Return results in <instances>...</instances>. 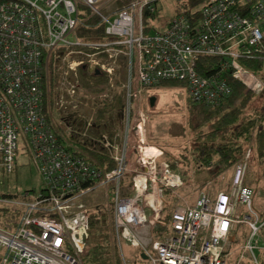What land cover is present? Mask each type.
Returning <instances> with one entry per match:
<instances>
[{
  "label": "built area",
  "instance_id": "2783aa9c",
  "mask_svg": "<svg viewBox=\"0 0 264 264\" xmlns=\"http://www.w3.org/2000/svg\"><path fill=\"white\" fill-rule=\"evenodd\" d=\"M159 1L0 0V187L19 156L42 183L38 191L0 192V208L17 216L0 224V264H79L92 213L83 200L99 190L124 263L125 245L150 264H227L229 240L245 224L242 250L261 264L255 250L264 214L245 184L250 152L234 166L228 191H201L190 203L179 193L181 174L148 143L145 109L165 83L179 84L194 105L222 104L232 95L230 79L264 91V0H204L161 30L153 22ZM94 19L103 39L79 37ZM244 61H261L260 73ZM82 67L99 70L121 95L119 130L99 131L92 116L99 110L82 114L89 104Z\"/></svg>",
  "mask_w": 264,
  "mask_h": 264
},
{
  "label": "rangeland",
  "instance_id": "374dc122",
  "mask_svg": "<svg viewBox=\"0 0 264 264\" xmlns=\"http://www.w3.org/2000/svg\"><path fill=\"white\" fill-rule=\"evenodd\" d=\"M177 4L178 0L159 1L158 13L153 20L154 26L157 29H163L166 24L171 21L176 14L175 8ZM250 92L256 96L264 93V91L259 93ZM84 93L88 96L87 101H89L87 108L84 112L82 111V114L86 117L91 116L93 113L92 109L98 111L99 107L102 105H98L99 102L94 103L96 98L102 95L105 96L108 93L113 96L116 95H114V91L112 90L111 92L108 87L105 92L97 96L91 95L86 90H84ZM150 94L151 93H149V95ZM152 95L155 97H152L154 99V105L148 103V108L145 109L148 117L146 125L148 143L163 151V161L169 163L175 162V171L180 173L184 179V187L179 190L180 195L184 196L188 202L193 203L201 191L208 192L214 196L219 192L228 191L231 186L230 183L234 166L250 152L252 155L248 162L245 184L250 186L255 192L253 208L260 214H264V176L262 175V167L257 159V153L254 150L256 148L255 140L253 139L251 141L245 155L240 158L235 165L218 177L211 176L208 169L198 168V164L194 161L196 156L195 148L198 145L196 137L198 130L194 126L195 121L190 113V105L192 104L187 100L185 89L182 87H162L154 89ZM108 102L110 101L106 100L104 103ZM259 103L260 99H258L254 105L259 106ZM92 116L95 122L98 121L94 113ZM107 119H109L108 124L104 121L100 123L94 122L95 124L101 125L98 129L99 131L111 133L121 128L122 112L120 116H114V114H112L108 116ZM1 180L4 185L0 187V192L5 195H17L28 190L38 191L42 187L40 176L25 156H19L16 170L11 175L3 176ZM102 194L103 190H99L83 200L92 213L98 211L100 212L101 220L103 221L104 218L106 220L105 222L103 221L102 231L99 230L93 239L90 233L87 250L81 255L79 264H87V257L91 249L95 246H100L101 249L97 247L100 251L108 252L109 264H117L118 259L121 264H150L146 262V260L139 259L138 252L125 245L123 246V255H125L126 263H124L122 254L119 252L117 244L112 239L111 228L109 220H107L106 212L104 213L103 211L106 205L101 202L105 201V199H102ZM9 212L10 211L3 209V213ZM238 213L240 215L242 214V218H245V216L249 214L245 208H240ZM16 220L17 216L13 214L8 217L0 216V224L4 226L13 225ZM248 232L247 226L245 224H240L237 228V232L230 238L227 246V249L230 251L227 264H251L250 260L252 256L250 254L246 255L242 250ZM257 241L259 249L255 250V254L260 259V262H262L264 260V230Z\"/></svg>",
  "mask_w": 264,
  "mask_h": 264
},
{
  "label": "trees",
  "instance_id": "16d2710c",
  "mask_svg": "<svg viewBox=\"0 0 264 264\" xmlns=\"http://www.w3.org/2000/svg\"><path fill=\"white\" fill-rule=\"evenodd\" d=\"M203 2L204 0H178L175 11L176 13L185 11L188 14ZM147 17L148 13L145 12V18ZM95 23L94 19L90 21L91 27L79 30V37L88 41L103 39V28L94 29L92 26ZM201 62L210 66L214 64L215 59L202 58ZM243 64L258 74L263 65L261 61H244ZM200 72L205 73L204 66L200 68ZM79 76L80 86L91 95L97 96L107 90L108 81L104 75L95 76L80 69ZM229 82L232 95L219 106L190 105V113L195 121L194 126L198 130L196 133L198 145L195 148L194 161L198 164V168L208 169L211 176L218 177L245 155L254 139L256 142L254 150L264 176V93L256 96L236 80L230 79ZM178 86L180 85L177 83H165L162 87ZM258 99L260 103L256 106L254 103ZM122 107L121 95L116 94L110 102L102 104L97 114V123L104 121L108 124L107 117L112 114L120 116ZM251 155L250 153V157ZM169 165L176 170L175 162H170ZM11 214L13 213H3V209L0 208V216L8 217ZM90 221V233L93 239L99 230L103 229L100 212L91 213ZM97 247L101 249L100 246L91 249L87 264H109L108 252L100 251ZM260 263L264 264V260ZM117 264H121L119 259Z\"/></svg>",
  "mask_w": 264,
  "mask_h": 264
},
{
  "label": "water",
  "instance_id": "95a60500",
  "mask_svg": "<svg viewBox=\"0 0 264 264\" xmlns=\"http://www.w3.org/2000/svg\"><path fill=\"white\" fill-rule=\"evenodd\" d=\"M82 69L85 70V67H82ZM94 75L95 76H99L101 74H100L99 70H96ZM150 104L154 105V99L153 98H150ZM142 259L146 260V256L142 255Z\"/></svg>",
  "mask_w": 264,
  "mask_h": 264
},
{
  "label": "crops",
  "instance_id": "0c3cea01",
  "mask_svg": "<svg viewBox=\"0 0 264 264\" xmlns=\"http://www.w3.org/2000/svg\"><path fill=\"white\" fill-rule=\"evenodd\" d=\"M152 91H153V90H152ZM152 91L150 92V93H151V94H150V98H152V97L155 98L154 95H152ZM213 196H214V195H213ZM195 200H196V199H195ZM195 200H194L193 202H195ZM143 260H144V259H143Z\"/></svg>",
  "mask_w": 264,
  "mask_h": 264
}]
</instances>
